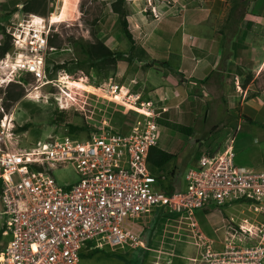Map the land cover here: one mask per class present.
<instances>
[{
  "label": "built area",
  "instance_id": "1",
  "mask_svg": "<svg viewBox=\"0 0 264 264\" xmlns=\"http://www.w3.org/2000/svg\"><path fill=\"white\" fill-rule=\"evenodd\" d=\"M153 16L160 17L154 10ZM2 26L0 45L10 37L11 48L0 59V91L16 83L18 74L32 75L34 91L61 89L65 102L56 98L62 110L91 113V98L79 104L62 89L61 84L71 80L65 69L57 77L48 72L47 58L56 49L50 45L51 22L29 15ZM97 90L87 94L123 106L139 118L117 128L110 119L98 121L85 114L84 126L92 131L87 137L54 134L20 149L14 148L18 142L13 112L5 109L6 93L0 92V233L7 239L0 264H80L83 250H151L144 239L146 220L158 209L170 217L179 215L181 220L173 221L192 227L197 241L204 243L208 238L196 212L210 204L232 203H245L251 216L237 226L227 225L228 236L221 243L225 251L216 256L228 259V264H264V172L236 166L231 141L224 151L202 156L186 172L181 191H156L154 186L166 177L152 172L149 155L159 145L161 112L144 99L143 90L134 92L113 79ZM68 165L79 180L64 189L53 174Z\"/></svg>",
  "mask_w": 264,
  "mask_h": 264
},
{
  "label": "rangeland",
  "instance_id": "2",
  "mask_svg": "<svg viewBox=\"0 0 264 264\" xmlns=\"http://www.w3.org/2000/svg\"><path fill=\"white\" fill-rule=\"evenodd\" d=\"M24 1L26 0H0V24L11 25L12 21L17 23L24 18H29V15L21 10ZM114 1L67 0V20L52 26V34L55 37L53 44L56 49L47 58L48 67L53 77H57L61 71L58 72L56 67L63 65L66 72L71 76L72 82L82 83L88 88V90H79L69 87L65 83H63L64 85L61 84L62 89L64 88L68 94L72 95L74 101L79 104L86 97L91 98L93 101L87 100L90 104L87 109H90L91 113L77 112V110L69 108L68 110H62L58 103L65 102V100L59 95L61 92L60 88L47 86L34 91L35 89H31V85L34 83L32 75L18 74L15 77L16 83L0 91L6 94L10 91L15 93L22 92V98L19 101L13 103L10 100H6L5 97L4 102L5 109L11 105L9 111L13 112L17 128L29 125L27 131L17 132L16 141L18 145L14 146V148H27L33 142L44 139L49 135H63L68 132L70 125L84 128L85 114L92 116L93 119L98 121L104 118L110 119L111 124L117 128H122L125 123L139 118L137 114L126 110L123 106L87 94L97 93V86L109 79H113L120 84L126 82L129 84V78H133L135 72L134 68H140L139 65H134L131 69L130 65L126 66L127 64H125V76H121L120 80H115L117 74L115 67L117 64L102 71L88 70L87 66L84 65V68H80L78 65V62L84 58L80 44L94 43L96 41H102L108 47H113L115 52L122 53L121 60L131 61L137 58L136 55L140 57L138 51H133V53L129 49L131 43L123 32L122 20L112 10ZM127 1L131 3V0ZM138 1L134 0L132 3H139L140 1ZM246 2L247 0H236L235 3L231 1V5L232 7L235 5V12L238 14L244 10H242V7ZM62 3L61 0H47L45 13L41 11L39 14L48 20L52 13L58 11ZM250 5L249 1L245 10H248ZM134 6L141 7L144 10L147 9L146 6L140 4ZM256 23L250 22L249 28H246L242 34L236 35L240 36V41H245L244 50L237 47L232 50L226 49L222 55V61L226 59L228 52H231V56L237 57L236 73L242 76L239 80V85L243 87L248 84L251 85L248 97H261L260 94L263 93L264 89V24H260L262 26H259V29H255L254 26H258ZM133 55L135 58H133ZM76 60L78 62H75ZM243 61H247L246 64ZM141 74L142 67L138 75L140 76ZM139 76L138 79H132L137 81V85H133H139L141 79ZM25 81H29V83H25ZM125 86L129 87L128 85ZM213 93L215 96L218 94L217 92ZM56 97L60 98L59 102ZM204 102L205 108L194 116V118L197 116L196 119L190 118L191 124L189 127H192V129L188 133L178 128L169 129L165 127L166 122L163 119L158 120L161 131L159 146L167 152L175 153L176 156L162 170H152L155 175L166 177V179L162 180L161 185L157 184L154 186V190L159 191L162 189V185L166 187L172 182L176 187V192L181 191L182 189L180 188L185 187L186 172L190 168L195 167V160L200 154L202 152L204 154H215L222 148L224 149L229 140L236 136L235 133L238 130L240 132L237 135L240 136L233 144L236 166L245 167L254 172H264V163L261 162H264V148L262 149L264 128L259 125H251L250 123H241L243 129L237 130V117L230 119L231 116H226L227 114H218L217 109L223 107L220 105L221 101L219 98L214 100L206 98ZM223 104L227 113L229 110L235 112L242 106L241 99L235 100V98L232 105L228 104L227 101ZM210 108L215 111L211 112ZM229 115H232V113ZM228 119L231 124L227 123ZM262 120L263 118L260 121ZM221 122H223V125L220 124ZM225 126H231L232 131H224L223 127ZM92 129L95 130V128ZM126 130L128 131L129 128H126ZM121 131L124 132L122 129ZM91 132L88 129H84L77 134L81 137H87ZM230 132H232V136L229 138ZM173 173L174 176H172ZM53 177L64 189V186L79 180L76 169L71 165L55 171ZM209 207L213 215L207 219H213L214 223L212 221L207 222L205 214H201L205 208L197 211L198 223L202 232L208 238L207 242L201 243L198 240L200 243L197 245L195 230L185 223L173 221L180 219L177 214L171 216V221L164 225L162 230L154 229V213L152 217L146 220L147 228L144 234L146 243L153 238L150 246L151 250L128 248L123 251L112 252L109 249H104L95 251L94 254L91 251L86 252L83 250L80 264H228L230 262L228 259L223 261V256H216L217 253L225 251L219 240H225L228 236V229L225 227L215 233V227H218L217 224L223 226L222 219L225 224L234 222L237 226L242 223L243 219L249 218L251 214L248 212V207L245 203H232L224 207L211 205ZM161 210L163 209H158V212H162ZM6 242L7 239H3L0 235V249Z\"/></svg>",
  "mask_w": 264,
  "mask_h": 264
},
{
  "label": "crops",
  "instance_id": "3",
  "mask_svg": "<svg viewBox=\"0 0 264 264\" xmlns=\"http://www.w3.org/2000/svg\"><path fill=\"white\" fill-rule=\"evenodd\" d=\"M133 1L131 0V3L127 1L132 8V12L126 18L128 29L135 41L136 51L144 50L146 56L145 59L119 60L115 67L117 73L115 80L125 76L126 66L129 65L131 69L134 65L140 66L134 68L133 74V78L138 79L142 67L139 85L134 86L127 82L124 85L131 86L134 92L143 90L144 99L154 102L161 112V119L166 122L165 127L169 129L178 128L186 133L191 131L190 118L193 117L195 120L197 116L195 118L194 116L205 108L206 98L220 99L219 104L223 107L217 109L219 112L217 113L227 114L226 116H231L230 119L237 117V130L243 129L241 123L264 128V89L261 97H248L251 85L248 84L246 87L239 85L242 76L236 73L237 57L231 56V52H228L226 54L228 56L222 61L224 50L245 47V41H240V36L236 35L249 28L250 22H257L258 26H254L255 29L264 24V0H247L242 7L244 10L238 14L235 12V5L234 7L231 5V1L235 3L236 0H139V3H132ZM249 1L250 8L245 10ZM139 4L146 6L147 9L134 6ZM152 10L160 14V19H154ZM109 48L115 51L113 47ZM129 49L131 50V44ZM246 62L243 61L245 64ZM213 92H217V96ZM234 98L241 99L242 106L235 112L229 110L227 113L223 103L227 101L232 105ZM210 110L215 111L211 108ZM231 113L232 115H229ZM227 123L231 124V121L228 119ZM220 124L223 125V122ZM223 128L224 131H232L231 126ZM239 132V130L234 132L236 136L230 139L233 144L239 138L240 135H237ZM231 136L232 132L228 137ZM228 143L215 154L224 151ZM215 154L202 152L196 162L194 161V166L198 165L202 156ZM211 205L215 206L207 205L201 212L205 214L207 222L213 220L207 219L213 215L209 207ZM196 221L197 223L199 221L197 212ZM221 222L223 226L217 224L215 233L227 227L228 223H223V219ZM222 241L219 240L220 243Z\"/></svg>",
  "mask_w": 264,
  "mask_h": 264
},
{
  "label": "trees",
  "instance_id": "4",
  "mask_svg": "<svg viewBox=\"0 0 264 264\" xmlns=\"http://www.w3.org/2000/svg\"><path fill=\"white\" fill-rule=\"evenodd\" d=\"M47 6V0H26L22 4V12L25 14H33V15H39V12L45 13ZM112 10L115 14H117L121 18V25L123 26V32L126 35L128 41L131 43V52L136 51V44L133 39L132 34L130 33L128 29L127 24V16L132 12V8L129 3H127L126 0H115L112 3ZM42 13V14H43ZM44 15V14H43ZM4 27L0 24V30H3ZM54 36L52 39H50V45L54 46ZM81 47V53L83 54L84 58L82 61H75L78 62V65L80 68H84V65L87 66L88 70H94V71H102L106 69L107 67H112L117 64L119 60L122 59V53L115 52L111 50L104 42L102 41H96L94 43H87V44H80ZM11 43H10V37H7V39L0 45V59L4 57V55L10 50ZM133 52V53H134ZM138 54L140 55L136 57L140 59H145L144 56H146V53L144 50H138ZM133 58L135 56L133 55ZM59 69H65L63 65H58L56 67V70L59 71ZM48 72L50 76H53L49 67ZM25 83H29V81H25ZM6 100H10L11 102L15 103L19 101L22 98V92H12L10 91L8 94H6ZM11 105L7 106L6 109L9 110ZM29 128V125H25L21 128H17L16 132H23L27 131ZM86 129V127H78V126H69L68 133L70 134H77L78 132ZM175 154H171L162 148L160 146L153 147L150 151L149 155V165L151 170H162L163 167L168 164L170 161L175 159ZM174 176V173L172 174ZM162 190L165 193H174L176 192L175 185L171 182L168 186H161ZM162 212H158V210L155 212V222H154V229L157 228L158 231L162 230L163 226L167 222V220L170 217L168 213H165L164 210H161ZM150 228V227H149ZM1 235V233H0ZM145 239V238H144ZM146 240L147 241V248H151L152 240ZM94 254V252H92Z\"/></svg>",
  "mask_w": 264,
  "mask_h": 264
},
{
  "label": "bare ground",
  "instance_id": "5",
  "mask_svg": "<svg viewBox=\"0 0 264 264\" xmlns=\"http://www.w3.org/2000/svg\"><path fill=\"white\" fill-rule=\"evenodd\" d=\"M61 1L63 2L62 5L64 4L63 7L61 5V7L58 9V11L55 13H52V15H51V22L53 24H57V23L64 22L67 20L66 19L67 0H61ZM64 83L67 84L69 87H72V88H76L79 90H88V88L82 83L72 82L71 80L65 81Z\"/></svg>",
  "mask_w": 264,
  "mask_h": 264
},
{
  "label": "clouds",
  "instance_id": "6",
  "mask_svg": "<svg viewBox=\"0 0 264 264\" xmlns=\"http://www.w3.org/2000/svg\"><path fill=\"white\" fill-rule=\"evenodd\" d=\"M27 15H33V14H27ZM34 16L44 18L43 16H39V15H34ZM154 19H155V18H154ZM48 22H51V17L48 18ZM51 23H52V22H51ZM53 25H54V24L52 23V26H53ZM11 84H13V83H11ZM11 84H10V85H11ZM10 85H9V86H10ZM149 249H150V248H149ZM143 250H145V249H143ZM147 251H148V250H147Z\"/></svg>",
  "mask_w": 264,
  "mask_h": 264
}]
</instances>
